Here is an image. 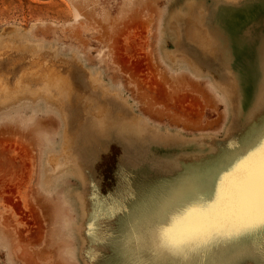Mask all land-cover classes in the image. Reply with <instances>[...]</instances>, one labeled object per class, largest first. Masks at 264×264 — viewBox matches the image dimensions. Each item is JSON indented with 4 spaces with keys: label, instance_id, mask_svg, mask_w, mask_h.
Instances as JSON below:
<instances>
[{
    "label": "rangeland",
    "instance_id": "rangeland-1",
    "mask_svg": "<svg viewBox=\"0 0 264 264\" xmlns=\"http://www.w3.org/2000/svg\"><path fill=\"white\" fill-rule=\"evenodd\" d=\"M179 2L0 0V35L13 28L18 46L27 40L28 48L54 51L62 63L48 56L43 63L64 74L58 107L41 94L0 105V264H84V224L75 197L82 186L70 169L55 172L49 162L64 146L71 161L93 175L102 196L92 224L99 242L93 264H264L259 229L221 231L186 258L157 248V223L190 201L170 204L173 191L199 171H212L202 196L211 200L219 174L264 129V58L258 54L264 45V5L260 13L254 12L257 4L248 9V54L227 62L219 40L205 48L189 39L187 24L178 23ZM211 4L217 14L227 1ZM234 22L238 30L245 27ZM11 60L7 71L14 84L22 74L39 84L42 78L33 74L47 73L45 67ZM84 92L105 93L104 101L129 114L132 125L144 122L140 127L146 132L152 127L154 135L144 131L151 141L123 133L110 115L100 132L92 129ZM176 135L184 138L182 146ZM201 139L212 144L189 146ZM151 151L153 164L130 167V155L141 153L145 160ZM171 157H182V167L164 164ZM194 157L201 159L195 166L183 162ZM119 170L133 182L125 197L116 198Z\"/></svg>",
    "mask_w": 264,
    "mask_h": 264
},
{
    "label": "bare ground",
    "instance_id": "bare-ground-1",
    "mask_svg": "<svg viewBox=\"0 0 264 264\" xmlns=\"http://www.w3.org/2000/svg\"><path fill=\"white\" fill-rule=\"evenodd\" d=\"M212 1L213 0H180L179 2L180 6L178 7L179 10L178 13H176V15L178 14V18L180 22H178L179 21L178 19H177L178 21L175 22L181 23L182 21V23H186L187 24L186 28L188 29L187 35L189 39H191L192 42H194L196 45L200 47L207 48L208 46L211 45L212 40H219L221 44V51L223 52V55L227 62H231V60L234 58H245L246 57L245 55L248 54V50L246 46L248 40L247 38L249 31L252 29L251 23L248 22V19L250 17V13L248 9L256 7L255 4H257V7L255 8L254 12L260 13L262 10V6L264 5V0H256V1L246 0L245 2L242 3H236L233 0H226L227 4L225 5V7L219 10L217 9V14H213V12L211 11ZM236 20L239 23H241L242 26H245L242 28V30H238L239 27H237V25L234 22ZM4 32L6 33L4 34L5 36H3V34L0 35V105L19 101L25 98L26 96H30V98H36L39 94H41L42 98L44 97L43 100L46 101L47 104L49 105L51 104L50 106L55 105L56 103L55 98L56 96H58L57 91H59L62 87L61 83L63 82L64 74L59 69L56 70L57 65L52 66L50 68L49 64L46 66L45 63H43L45 57L47 56L48 58L49 57L54 58V53H53L54 51H46L44 50V48L42 49L40 46L37 45H36L37 47L34 45V47L28 48L27 45L29 43L27 40H24L25 44H23L22 41L20 40L22 45L18 46L19 40L18 41L14 40V38L18 36L16 33V29L7 28ZM10 32L13 33L8 36L7 33ZM261 48L258 54H260L261 58H264V45H261ZM8 58L12 59L11 61L12 63H14V65H22V64L24 65L26 63H29V64H35V66L37 67H41V68L45 67L47 73L43 74V72H38L36 73L37 76L33 74L35 79L42 78L39 84H36L35 80H33L34 83L31 84L29 81L25 79L26 77L24 74L18 77L16 83L14 84L13 78H11L12 71L11 70L7 71V67L9 69L12 68L10 67ZM54 62L55 64L62 63L57 59L55 60V58H54ZM261 65L262 64L259 61L260 69H261ZM262 71L264 75V66L262 67ZM13 85L14 87L11 88ZM91 85L95 86L96 84L94 83ZM97 85L96 87H98ZM101 89L99 90L100 92L103 93ZM97 90L98 88L96 89V91ZM91 92L92 91H90V93ZM84 93H82V95L86 100L89 101L87 102L86 120L92 129L100 132L101 127L109 123V120H107V116L110 115L115 118L114 123L119 125V128L123 133L133 134L139 140L143 139L144 142L142 143L151 141L144 136V131L145 133H147L152 129V127L149 128L150 130L146 132L145 130L146 128L142 129L140 127V126H144L143 125L144 122L140 126L132 125L131 123L133 122L132 121L130 122L132 117L129 114H127L119 106H112L111 105L112 103L111 102L108 103V100L104 101L103 95L106 96L105 93L103 95H100L102 97L100 96L96 97L93 95L90 96L87 95V93L85 94ZM54 107H58V106L55 105ZM152 131L153 129L151 130V133H148L151 136L152 133L154 132ZM180 137L177 141L182 146V143L183 142L185 143V141L184 138H180ZM163 138H162L163 139L162 142L164 141L163 143H165L166 137ZM193 141L194 142H190L189 145L190 147H194L196 145L207 146L209 143H211V142H207V140L204 141L202 139L193 140ZM148 153H146L145 155V160H143L140 157L141 153H135L134 155H130V163H129L130 167L135 169L140 165L141 162H150V164H153L154 160L152 159V151L150 152V155ZM70 156L71 155L69 148L64 146L62 147L61 153L59 155L52 156L49 162L55 172L57 170H61L62 172L64 169H70V171L75 175L76 179L80 182L82 186V190L75 192V197L78 202V208H79L78 210L80 211L79 215H81L84 224V229L81 231V236H80L82 241V248H83L82 259L84 264H93L95 260L93 256V252H95V249L98 248L99 242L95 238V233H94L95 228L92 227V224L95 216L98 214V212H100L101 202L98 199L102 198V196L99 192L100 189L97 187L98 184H95L93 182V178H92L93 175L92 174L88 175V173L85 172L84 169L85 167L79 166L75 164L73 161H71ZM200 160L201 159L194 157L191 158L189 162L186 161L183 162L188 163L187 165L191 164L195 166L199 163ZM175 163H177L180 167H182V165L184 164L182 163V157H178L177 159H174L173 157L165 158L164 164L170 165ZM211 173L212 171L208 173V172H204L203 170L202 172L199 171L198 173H196V175L192 177L186 184H184L183 186H179L176 190L173 191L172 194L173 197L172 199L170 198L169 203L175 204L177 206L185 201L188 200L191 201L192 199H196L200 196L201 197L206 196L207 191L205 190V183L207 182V179H210L212 177L209 176L211 175ZM132 182L133 180H130L129 176L123 174L121 170H119L118 189L116 193L112 194V197H116V198L125 197L126 196L125 194H128L125 193L126 187L132 184ZM74 190H72L73 193ZM167 206L168 205L163 206L161 210L164 211V207ZM219 239L222 240V237L217 238V240Z\"/></svg>",
    "mask_w": 264,
    "mask_h": 264
},
{
    "label": "snow or ice",
    "instance_id": "snow-or-ice-1",
    "mask_svg": "<svg viewBox=\"0 0 264 264\" xmlns=\"http://www.w3.org/2000/svg\"><path fill=\"white\" fill-rule=\"evenodd\" d=\"M256 229L264 235V129L219 174L211 200L198 197L185 203L157 223L155 236L161 252L186 258L221 231Z\"/></svg>",
    "mask_w": 264,
    "mask_h": 264
}]
</instances>
